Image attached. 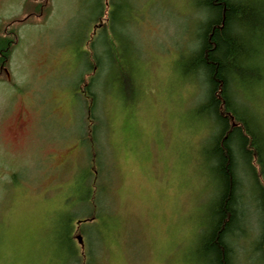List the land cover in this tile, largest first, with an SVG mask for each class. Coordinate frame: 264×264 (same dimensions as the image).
<instances>
[{
	"label": "rangeland",
	"instance_id": "1",
	"mask_svg": "<svg viewBox=\"0 0 264 264\" xmlns=\"http://www.w3.org/2000/svg\"><path fill=\"white\" fill-rule=\"evenodd\" d=\"M49 3L28 18V0H0V34L17 33L0 71V264H69L68 230L81 264H202L217 192L205 86L183 70L204 18L196 0ZM261 88L250 103L264 128ZM244 182L235 261L264 264Z\"/></svg>",
	"mask_w": 264,
	"mask_h": 264
},
{
	"label": "trees",
	"instance_id": "2",
	"mask_svg": "<svg viewBox=\"0 0 264 264\" xmlns=\"http://www.w3.org/2000/svg\"><path fill=\"white\" fill-rule=\"evenodd\" d=\"M28 3L32 6L25 10L26 17H31L34 10H42L39 16L48 14L49 0ZM196 7L205 18L183 70L200 76L205 86L199 112L214 126L205 153L217 192L196 252L202 264H237L234 245L241 237L237 238L244 217L242 207L247 202L245 180L251 185L252 200L264 222V128L250 103L251 94L264 87V0H196ZM9 25L0 34V71L8 65L17 43V33ZM84 100L89 137L96 127L95 94L87 90ZM91 156L94 159L95 155ZM97 218L89 212L83 220ZM65 243L71 253L69 264H81L82 258L71 246L69 230ZM257 249L264 257V226ZM84 264H89V259Z\"/></svg>",
	"mask_w": 264,
	"mask_h": 264
},
{
	"label": "bare ground",
	"instance_id": "3",
	"mask_svg": "<svg viewBox=\"0 0 264 264\" xmlns=\"http://www.w3.org/2000/svg\"><path fill=\"white\" fill-rule=\"evenodd\" d=\"M201 13L203 14V16H204V18H205V13H204L203 11H201ZM204 18L202 19V21H200V24L203 22ZM200 24H199V25H200ZM196 44H197V42L195 41V44L193 45L192 49L189 50V53L187 54V56H188V55L191 53V51L195 48ZM187 56H186V57H187ZM186 57H185V58H186ZM193 75H194V74H193ZM194 76H197V75H194ZM197 77H199V78H200V81L203 82V81H202V78H201L200 76H197ZM203 101H204V99H203ZM209 121H211V120L209 119ZM215 187H216V186H215ZM215 191H216V188H215Z\"/></svg>",
	"mask_w": 264,
	"mask_h": 264
}]
</instances>
